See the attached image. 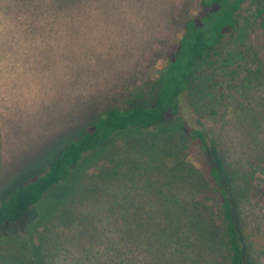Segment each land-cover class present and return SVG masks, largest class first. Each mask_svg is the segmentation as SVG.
<instances>
[{
	"label": "rangeland",
	"instance_id": "1",
	"mask_svg": "<svg viewBox=\"0 0 264 264\" xmlns=\"http://www.w3.org/2000/svg\"><path fill=\"white\" fill-rule=\"evenodd\" d=\"M200 3L0 0V201L19 183L43 174L62 147L78 138L99 113L123 107L137 92L148 91L185 22L199 13ZM263 23L261 18L244 16L217 70L200 74L181 101L179 121L186 134L192 128L204 130L221 152L230 155V164L235 159L246 164L251 156L264 158V91L253 76L256 66L251 50V43L264 41ZM154 100V95H148L137 103L151 106ZM179 144L178 155L175 150L163 160L191 164L211 185L209 164L202 153L190 142ZM116 145L123 148L121 142ZM261 165L238 207L241 235L252 264H264V162ZM88 172L91 184L63 189L54 195V202L67 198L75 209L103 215L101 205L122 200L130 192L146 195L141 189L149 186L142 184L145 178L139 174L123 178L122 170L104 182L98 169ZM162 172V167L151 170V183L163 178ZM96 183L102 185V198L88 194ZM49 208L44 209L42 221L52 222L38 233L42 263L88 264L78 246L68 255H42L55 244L53 233L65 241L70 237L60 227L62 222L50 216L54 208ZM34 215L14 225L13 232L32 231L33 226L23 228ZM98 240L106 262L118 261L126 249L108 232L99 233Z\"/></svg>",
	"mask_w": 264,
	"mask_h": 264
},
{
	"label": "trees",
	"instance_id": "2",
	"mask_svg": "<svg viewBox=\"0 0 264 264\" xmlns=\"http://www.w3.org/2000/svg\"><path fill=\"white\" fill-rule=\"evenodd\" d=\"M247 15L264 21V0H201L199 13L185 22L150 89L137 92L123 107L99 113L78 138L62 147L43 174L19 183L0 201V264H43L38 233L52 222L42 221L46 207L54 208L50 216L62 222L60 227L70 237L65 241L53 233L55 244L42 255H68L78 246L88 264H252L238 207L264 158L251 156L246 164L238 159L230 164V155L219 150L215 139L200 128L186 134L179 121L182 97L192 91L200 74L217 70ZM251 50L253 76L264 91V41L251 43ZM148 95L155 96L151 106L137 103ZM152 139L157 140L151 143ZM186 141L207 160L211 185L191 164L163 160L175 150L178 155L179 143ZM119 142L123 148L117 147ZM159 167L164 176L151 183L149 174ZM89 169H98L103 182L119 170L123 178L139 174L145 178L142 184L149 183L150 190L145 185L140 189L150 200L130 192L101 205L104 213L97 216L71 207L67 198L54 202L63 189L91 184ZM102 193L104 197L99 183L88 190L99 198ZM31 213L35 215L23 229H34L14 233L13 226ZM107 232L125 243L118 261L106 262L100 256L99 233Z\"/></svg>",
	"mask_w": 264,
	"mask_h": 264
}]
</instances>
